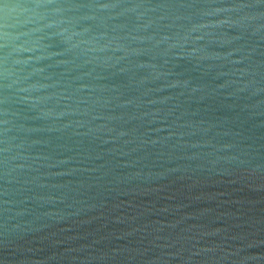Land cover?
Wrapping results in <instances>:
<instances>
[{"label": "water", "instance_id": "obj_1", "mask_svg": "<svg viewBox=\"0 0 264 264\" xmlns=\"http://www.w3.org/2000/svg\"><path fill=\"white\" fill-rule=\"evenodd\" d=\"M0 264H264V0H0Z\"/></svg>", "mask_w": 264, "mask_h": 264}]
</instances>
